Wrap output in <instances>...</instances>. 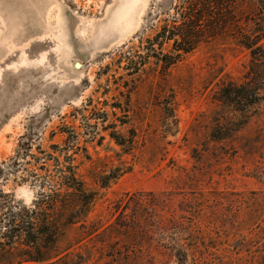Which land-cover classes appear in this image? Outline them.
<instances>
[{
    "label": "rangeland",
    "instance_id": "1",
    "mask_svg": "<svg viewBox=\"0 0 264 264\" xmlns=\"http://www.w3.org/2000/svg\"><path fill=\"white\" fill-rule=\"evenodd\" d=\"M17 1L42 8L44 29L0 8V190L30 207L75 174L98 194L84 220L99 232L125 220L130 198L165 200L148 241L66 225L57 264H264V103L242 113L215 100L244 80L249 52L219 41L166 76L154 58L136 72L178 0H141L105 37L95 25L117 0Z\"/></svg>",
    "mask_w": 264,
    "mask_h": 264
},
{
    "label": "trees",
    "instance_id": "2",
    "mask_svg": "<svg viewBox=\"0 0 264 264\" xmlns=\"http://www.w3.org/2000/svg\"><path fill=\"white\" fill-rule=\"evenodd\" d=\"M174 12L147 40L145 54L135 56L140 62L131 61L132 70L138 72L140 65L154 58L166 76L201 47L232 40L249 52L251 60L244 80L223 85L215 100L242 113L264 103V0H178ZM111 136L125 145L117 132ZM64 185L66 193H43L30 207L16 204L14 197L0 190V264H57L70 255L60 251L64 227L86 219L98 194L75 174L66 177ZM162 203L165 200L155 194L130 198L121 204L126 210L133 207L121 223L103 232L99 224L86 225L85 220L82 227L86 234L99 236L111 229L126 232L131 242L148 241L153 239L150 232L159 226L157 210ZM177 255L181 263L186 261L184 252Z\"/></svg>",
    "mask_w": 264,
    "mask_h": 264
},
{
    "label": "bare ground",
    "instance_id": "3",
    "mask_svg": "<svg viewBox=\"0 0 264 264\" xmlns=\"http://www.w3.org/2000/svg\"><path fill=\"white\" fill-rule=\"evenodd\" d=\"M140 3L141 0H117L116 7L110 12L109 20H107L108 22L95 25V30L100 32L101 35L108 34V31H123L134 19L136 12H138L137 8H140ZM0 8L9 14L11 19H16L17 17L18 28L25 27V32L34 34V32L42 31L44 29L43 20L41 18L42 8L36 9L33 6H26L25 4L22 5L21 8L19 7L17 0H0ZM66 36L67 35H64V40ZM103 37L105 36L103 35ZM66 56V61H69L72 56L70 47L68 48Z\"/></svg>",
    "mask_w": 264,
    "mask_h": 264
}]
</instances>
